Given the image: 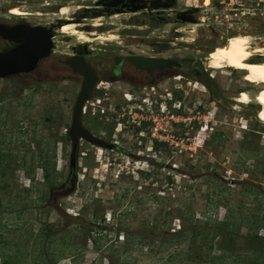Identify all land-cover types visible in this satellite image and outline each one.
I'll list each match as a JSON object with an SVG mask.
<instances>
[{
  "label": "rangeland",
  "instance_id": "obj_1",
  "mask_svg": "<svg viewBox=\"0 0 264 264\" xmlns=\"http://www.w3.org/2000/svg\"><path fill=\"white\" fill-rule=\"evenodd\" d=\"M111 1L0 0L1 19L17 6L56 30L36 72L0 78V264H264V121L253 101L264 87L209 60L235 35L264 45V0H138L120 12ZM68 23L91 40L62 33ZM84 44L100 71L115 55L158 52L200 70L147 83L125 65L119 81L103 77L83 126L119 150L81 140L74 170L82 78L59 57Z\"/></svg>",
  "mask_w": 264,
  "mask_h": 264
},
{
  "label": "water",
  "instance_id": "obj_2",
  "mask_svg": "<svg viewBox=\"0 0 264 264\" xmlns=\"http://www.w3.org/2000/svg\"><path fill=\"white\" fill-rule=\"evenodd\" d=\"M107 4L115 7V10L118 12L126 11V7L128 6L123 5L119 7L118 1L115 0ZM135 6L137 8L144 5L135 4ZM128 8L132 9L131 7ZM54 36L53 27L32 26L30 24L8 26L0 22V37L17 43L16 46L9 50H0V78L33 72L38 67L40 60L50 56L53 52V48L55 47ZM123 58L133 63L137 68L149 72L163 70L173 63V59L166 57H150L136 54L118 56L116 58L117 63H120ZM67 62L76 74L83 76L82 89L77 97L70 133L73 142L72 165L75 170L78 164L81 140L105 149H114L116 144L94 135L83 126L82 117L85 105L92 98L98 82L96 68L88 63L83 56H76Z\"/></svg>",
  "mask_w": 264,
  "mask_h": 264
},
{
  "label": "flooded vegetation",
  "instance_id": "obj_3",
  "mask_svg": "<svg viewBox=\"0 0 264 264\" xmlns=\"http://www.w3.org/2000/svg\"><path fill=\"white\" fill-rule=\"evenodd\" d=\"M115 1H118L119 7H122L123 5H128L126 7V9H129L128 7H131V6L133 7L134 4H136V0H115ZM32 15H34V14H32L30 12H28V15L27 14L26 15H15V14H12L10 12V15L7 18H4V19L0 18V22L5 24V25H8V26H15V25H19V24H30L32 26H39V25L40 26H46V25H41V24H38V23L31 22V19H29V17L32 16ZM46 27H48V26H46ZM51 27H53V31L55 32V36H54V41H55V37H56V30L54 28L55 25H52ZM0 39H2L3 41H5L8 44L7 47L5 49H3V50H9V49H11V48H13L14 46L17 45V43H15L14 41H8V40H5V39H3L1 37H0ZM155 45L159 46L160 49H162V50L165 49V48L167 49V48L171 47V44L169 45V43H165V42L164 43H160L158 41L155 42ZM55 48H56V41H55V47L53 48V52L51 53V55L41 59L40 62H39L38 67L33 72L27 73V74H32V73L36 72L40 68L41 64L45 60L53 57ZM73 51H74L73 53L68 54L66 56H60L59 57V61H60V63H62L63 65H65L69 69H71V71H73V73L76 76L81 77L82 78V82H83V76H81L79 74H76L74 72L73 68L71 67V65L68 64L67 61L72 59V58H74V57H76V56H81V57L83 56V57H85V59L87 60L88 63H90L92 66H94L96 68L97 67L96 66L97 65L96 61L97 60H95L94 52L91 49H89L88 45L84 44V45L73 46ZM118 56H127V55H115V56L111 57L110 59H108V65H107V67L105 69H103L101 71L96 69L97 72H98V82H97V85H96V88H95V91H94L92 97H94L96 95V92H102V91H98V90L100 89L99 88L100 84L103 82L102 81L103 77H105L106 79H109L112 82L119 81L120 78L124 77L126 72H128V71H125V70L122 69V67L125 66V65L131 66L136 71L140 72L141 76L139 75V77H141V78L144 77V79L148 81L147 83H151L153 80L162 79V77H164L166 75H170V74L176 73L178 71H182L186 75H189L193 70H196V71L200 70V69H197V68L196 69H189V67L186 65L185 61H180L179 59L175 58L174 56L169 55L166 58L173 59V63L169 67H166L163 70H155L153 72H149L147 70H142V69L137 68L133 63L129 62L125 58H123L120 63H117L116 58ZM149 56L150 57H165V56H162L161 54H159V52H158V54L149 55ZM129 72H131V71H129ZM129 72H128V74H130ZM19 75H21V74H19ZM174 75H177V74H174ZM12 77H14V76H12ZM8 78H10V77H8ZM1 79H5V78H1ZM261 86L264 87V84H262ZM103 92H105V91H103ZM105 93L108 94L107 92H105ZM124 94L127 95L126 93H124ZM97 99H99V98H96V100ZM107 99H108V97H107ZM170 101H171L170 102L171 106H172V108L174 110L177 109V108H178L177 110H181V107H177L176 101H174L173 99L170 100ZM128 103L130 104V103H135V102L134 101H128ZM89 109L92 110L91 108H89ZM86 112H87V110L84 111V114ZM152 117L150 119L149 118L148 119H143L141 121V124L144 125V126H147V125L151 124V120H153ZM144 122H146V124H144ZM111 135L112 134H110V137H111ZM153 135H154V133H153ZM110 137H108L107 135H104V138L110 140L109 141L110 143H115L116 144L115 149L119 150L118 143L116 141L111 140ZM143 138H145V136H143ZM106 139H104V140H106ZM108 140H106V141H108Z\"/></svg>",
  "mask_w": 264,
  "mask_h": 264
},
{
  "label": "bare ground",
  "instance_id": "obj_4",
  "mask_svg": "<svg viewBox=\"0 0 264 264\" xmlns=\"http://www.w3.org/2000/svg\"><path fill=\"white\" fill-rule=\"evenodd\" d=\"M11 11L15 15H28L27 12L17 6L11 8ZM68 12L69 7L63 6L61 14L66 15ZM77 27V24L68 23L65 24L61 32L70 36L78 35L79 38L86 41L91 40L84 32L78 30ZM114 38V35L103 36L102 34L99 36V39L105 40ZM209 60L211 67L216 70H225L227 67H233L238 70H244L245 80L250 84L259 86L264 83V45H255L254 38L248 34L232 36L225 44L218 45L212 56L209 57ZM248 93V91L244 90L239 99L240 103L248 104L252 101ZM258 100L262 104L261 119L264 121V89L260 95L256 96L255 100L253 99L255 102Z\"/></svg>",
  "mask_w": 264,
  "mask_h": 264
},
{
  "label": "trees",
  "instance_id": "obj_5",
  "mask_svg": "<svg viewBox=\"0 0 264 264\" xmlns=\"http://www.w3.org/2000/svg\"><path fill=\"white\" fill-rule=\"evenodd\" d=\"M144 124H146V122H144ZM68 137H69V136H68ZM156 141H157V140H156ZM157 142H159V141H157ZM162 144H163V143H162ZM158 146H161V145H160V142H159L158 144H156L155 147H158ZM44 169L46 170V173H45L46 179L49 180V178H50V172H49V170H48V167L45 166ZM94 230H95L94 227H90L89 234H91V232L94 231ZM195 235H196V234L192 233V236H195ZM258 237H259V236H258L257 232H256L255 234L250 233V238H252V240H255V239L258 238ZM262 254H264V252H263ZM221 258H223V257H221ZM257 262H258V261H253L254 264H258ZM5 264H8V261H5Z\"/></svg>",
  "mask_w": 264,
  "mask_h": 264
},
{
  "label": "built area",
  "instance_id": "obj_6",
  "mask_svg": "<svg viewBox=\"0 0 264 264\" xmlns=\"http://www.w3.org/2000/svg\"><path fill=\"white\" fill-rule=\"evenodd\" d=\"M98 100H99V99H97V101H98ZM91 101H92V100H89L88 103L85 105L84 111L87 110V108H88V104L91 103ZM91 104H93V103H91ZM163 105H164V104H163ZM172 116H174V113H172ZM153 136H154V137H153L154 140H161L156 134H154ZM155 138H156V139H155Z\"/></svg>",
  "mask_w": 264,
  "mask_h": 264
},
{
  "label": "clouds",
  "instance_id": "obj_7",
  "mask_svg": "<svg viewBox=\"0 0 264 264\" xmlns=\"http://www.w3.org/2000/svg\"><path fill=\"white\" fill-rule=\"evenodd\" d=\"M168 100H172V97H171L170 99H168ZM168 100H167V99H166V100H162V98H161L160 102L156 101V104H157L156 106H158V105H159V106H160V105L163 106V104H164L165 102L167 103ZM130 101H134V100L131 99Z\"/></svg>",
  "mask_w": 264,
  "mask_h": 264
}]
</instances>
